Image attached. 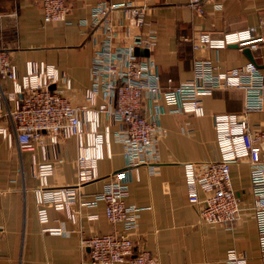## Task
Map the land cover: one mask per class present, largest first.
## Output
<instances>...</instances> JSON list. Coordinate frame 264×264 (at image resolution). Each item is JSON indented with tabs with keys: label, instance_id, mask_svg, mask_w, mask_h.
Wrapping results in <instances>:
<instances>
[{
	"label": "built area",
	"instance_id": "2783aa9c",
	"mask_svg": "<svg viewBox=\"0 0 264 264\" xmlns=\"http://www.w3.org/2000/svg\"><path fill=\"white\" fill-rule=\"evenodd\" d=\"M42 4L45 22H64L69 8L67 0H36ZM152 0L110 3L98 2L89 20L100 38L93 51L90 67L91 83L81 102L69 96L71 79L55 65L30 61L26 73L19 75L11 54L0 51V135L12 142L20 152H30L34 158V177L40 182L35 190L41 224L49 221L48 209L63 212L73 223L79 218V208L92 209L104 203L109 222L122 226L114 233L95 234L81 240L89 251L91 264H160L157 257L143 250L135 252L134 235L139 227L143 208L127 203L133 176L145 167L151 174L158 171L159 142L164 131L161 117L165 112H186L205 115L204 99L218 90H238L243 94L241 113H221L214 116V129L220 158L199 167L184 164L188 201L198 210L201 223L223 225L232 229L241 218V202L232 186L231 166L246 161L250 166L253 216L257 224L260 258L264 264V125L251 124L252 113L264 111V73L256 61L240 67L221 70L209 59L195 60L193 76L177 85L163 88L158 67L137 50L150 52L158 35V24L148 19ZM206 0H189L197 14L205 13ZM122 12L124 21L133 20L138 27L150 26L146 33L135 36L131 43L116 46L118 30L113 21ZM264 20L259 26L223 33L214 37L202 31L190 41L194 50L216 51L236 45L251 51L264 50ZM4 81L12 83L11 89ZM172 84V80H169ZM54 87V88H53ZM106 120V122H104ZM117 126L113 132L112 127ZM189 130L188 132H192ZM75 140L76 182L73 185L51 187L59 164L61 145ZM122 144L125 167L109 176L102 192L84 198L83 189L99 179L98 165L105 159V148L111 140ZM40 152L41 161H36ZM97 215H89L93 220ZM51 235L64 234L63 227H45ZM225 264H248L247 256L236 249L227 252Z\"/></svg>",
	"mask_w": 264,
	"mask_h": 264
},
{
	"label": "crops",
	"instance_id": "0c3cea01",
	"mask_svg": "<svg viewBox=\"0 0 264 264\" xmlns=\"http://www.w3.org/2000/svg\"><path fill=\"white\" fill-rule=\"evenodd\" d=\"M100 1L110 3L142 0H67L69 24L47 23L42 4L36 0H0V51L11 54L20 76L26 73L30 61L55 65L71 79L69 96L75 103L91 83L90 67L93 51L100 38L90 26L91 9ZM189 0H152L148 19L158 35L156 47L146 56L158 67L163 88L177 85L193 76L195 60L209 59L221 70L240 67L250 61L244 49L229 46L223 50H194L185 38H196L202 31L218 37L223 33L259 26L264 20V0H206L203 15L188 5ZM118 30L116 46H125L150 26L138 27L125 20L122 12L113 15ZM264 35V28L259 29ZM254 61L264 73V50L251 51ZM172 80V84L169 83ZM10 89L12 83L4 81ZM202 117L181 112L161 117L164 135L159 142L158 171L151 174L142 167L130 185L128 204L143 208L139 227L133 237L135 252L146 250L160 264H225L228 250L236 249L248 258V264H263L257 224L253 216L250 166L246 161L231 166L232 186L241 202V218L232 229L223 225L201 223L197 207L188 201L184 164L199 167L220 158L214 129V116L221 113H241L243 94L238 90H218L204 99ZM251 124L264 125V111L252 113ZM106 122V120H104ZM2 124L0 120V125ZM113 132L117 126L112 127ZM193 130L192 132H188ZM105 159L98 165L99 179L83 189L84 198L102 192L109 176L125 167L121 143L111 140L105 148ZM59 164L51 187L73 185L76 182L75 140L61 145ZM36 161H41L37 152ZM34 158L30 152H20L14 140L0 135V264H91L89 251L81 240L95 234L119 232L121 225L109 222L104 203L92 209L79 208V218L71 222L66 214L48 209L49 221L41 224L35 190L40 182L34 177ZM89 215H97L89 220ZM45 227H63L64 234L51 235Z\"/></svg>",
	"mask_w": 264,
	"mask_h": 264
},
{
	"label": "water",
	"instance_id": "95a60500",
	"mask_svg": "<svg viewBox=\"0 0 264 264\" xmlns=\"http://www.w3.org/2000/svg\"><path fill=\"white\" fill-rule=\"evenodd\" d=\"M232 46L237 47L236 45H232ZM138 52H139V51L137 50V53H138ZM245 52H246V54L248 55L250 61H254V59H253V55H252V52H251L250 48H246ZM144 53L146 54L147 51H145ZM53 88H54V87H53Z\"/></svg>",
	"mask_w": 264,
	"mask_h": 264
}]
</instances>
